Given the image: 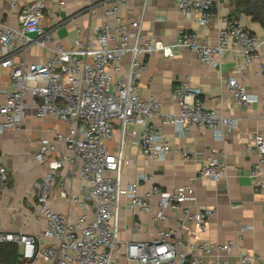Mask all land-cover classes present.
<instances>
[{
	"label": "built area",
	"instance_id": "obj_1",
	"mask_svg": "<svg viewBox=\"0 0 264 264\" xmlns=\"http://www.w3.org/2000/svg\"><path fill=\"white\" fill-rule=\"evenodd\" d=\"M92 1V5L105 6L104 19L85 38L81 37L82 28L75 24L79 35L69 47L62 44L56 33L64 19L48 12L53 23L43 26L46 8L41 0H10L12 7L19 3V24L12 27L0 22V67L8 71L9 77L6 84L0 83V133L19 130L29 109L38 118L50 116L64 122L66 132L54 131L53 139H40L35 159L48 163L55 175L67 164V173L78 176L85 187L82 197L93 201L89 213L69 220L51 208L45 193H39L30 202L27 215L43 219L42 229L39 233H0V243L18 247L16 262L0 264H114L118 256L122 197L128 198L129 207L148 211L147 200L156 195L159 208L153 217L156 221L164 219L165 209L182 206L184 200L195 203L188 185L170 191L151 186L139 195L138 181L149 180L146 175L123 186L122 166L127 162L121 151L124 136L129 133L135 138L144 156L163 160L170 148L164 135L151 126L150 122L156 118L175 126L183 137L193 126L212 130L218 137L237 126L235 119L215 108H207L200 88L193 87L188 78L172 94L178 106L175 113H160V102L153 97H142L137 89L146 68L144 58L155 53L174 59L178 50L186 49L212 67H219L227 52L233 53L235 59L242 58L239 65L243 68L259 60L258 50L264 45V36H254L240 18L213 13L222 1L229 0H171L182 16L199 26L214 24L215 41L211 43L187 28H178L171 42L144 35L142 16L149 0H141V15L135 18L120 14L132 0ZM32 46L44 48L48 52L46 58L28 62L26 57ZM259 65L264 73V64L259 62ZM224 85L237 106L246 107L257 101V96L249 94L243 82L234 76L227 78ZM260 118L264 120V96ZM129 125L134 128L129 130ZM117 131L120 142L113 150L111 142ZM59 143L65 146L66 154H56ZM246 149L256 157L249 172L251 185L254 190H261L264 135H257L246 144ZM180 154L187 157L185 150ZM197 174L213 181L225 178V155L210 153L202 160ZM6 179L7 170L0 159V189L6 187ZM215 212L213 207H204L196 213L184 208L178 228L160 230L150 241L125 242V261L127 264H200L210 259L214 260L211 264H228L226 256L235 241L194 243L181 235L189 222H195L198 232H203ZM251 258L246 252H238L236 264H252Z\"/></svg>",
	"mask_w": 264,
	"mask_h": 264
},
{
	"label": "crops",
	"instance_id": "obj_2",
	"mask_svg": "<svg viewBox=\"0 0 264 264\" xmlns=\"http://www.w3.org/2000/svg\"><path fill=\"white\" fill-rule=\"evenodd\" d=\"M9 1L0 0V22L16 27L19 24V3L12 7ZM41 1L46 8L43 26L49 27L53 23L48 12L65 20L56 32L65 47L71 46L79 35L75 24L82 28L81 37L85 38L91 35L92 27L104 19L105 6L92 5V0ZM141 8V0H132L126 8L120 10V14L135 18L141 15ZM257 11L264 19V12L261 9ZM216 12L222 16L240 18L244 27L254 36H264L261 21L255 19L251 12L237 7L234 0L222 1L220 7L213 10V13ZM178 28L195 30L208 42L215 41L213 23L206 27L199 26L182 16L171 0L148 1L142 16L144 35L171 42ZM47 53L44 48L32 46L26 59L28 62L41 61L46 58ZM258 53L259 60L251 62L245 68L239 65L242 58L235 59L231 52L226 53L219 67L202 62L194 52L186 49L178 50L174 59H166L160 53L144 58L146 68L138 81L137 89L142 97H153L160 102V113L177 112L178 106L172 99V94L181 81L188 78L193 87L200 88L207 108H215L235 119L237 126L232 132H224L222 137L207 128L193 126L183 137L175 126L156 118L150 122L151 126L164 135L170 148L163 160L144 156L135 138L129 133L124 136L121 151L127 162L122 166L123 186L146 175L149 180L138 181L139 195L151 186L170 191L174 187L188 185L192 189L189 195L194 196L195 203L190 199L184 200L182 206L165 209L164 219L156 221L153 220L159 210L156 195L148 198V211L137 206L129 207L128 198L122 197L118 219V256L114 264H127L123 255L125 242L153 240L160 230L178 228L179 217L184 208L196 213L204 207L216 209L206 229L198 232L197 224L189 222L181 234L183 238L194 243L233 240L235 246L226 256L228 264H236L238 252L250 254L252 264H264V188L254 190L251 185L249 172L256 157L246 149V144L257 135H264V120L260 118L264 73L259 65V62L264 64V45L259 48ZM231 76L240 79L249 94L257 96L255 103L246 107L235 105L233 96L224 85V81ZM8 80V71L0 67V83L6 84ZM132 128L134 126L129 125L128 129ZM54 131L66 132L67 125L55 117L38 118L29 109L19 130L0 133V159L7 170L6 187L0 189V233L40 232L44 220L27 215L30 202L39 193H45L51 208L69 220H75L82 213L91 211L93 201L82 197L85 187L78 176L67 173V164L55 175L49 170L48 163H40L35 159L40 139H53ZM119 142L117 131L114 132L111 148L116 150ZM181 150L187 152V157L180 154ZM66 153L65 146L57 144L56 154ZM210 153L225 155L226 175L222 180L213 181L197 174L202 160ZM213 261L209 259L200 264H211Z\"/></svg>",
	"mask_w": 264,
	"mask_h": 264
},
{
	"label": "trees",
	"instance_id": "obj_3",
	"mask_svg": "<svg viewBox=\"0 0 264 264\" xmlns=\"http://www.w3.org/2000/svg\"><path fill=\"white\" fill-rule=\"evenodd\" d=\"M237 7L243 9L246 12H251L255 19L260 20L264 25V19L260 17L258 10L264 12V8L259 0H234ZM18 259L17 246L12 243H0V262L14 263Z\"/></svg>",
	"mask_w": 264,
	"mask_h": 264
},
{
	"label": "water",
	"instance_id": "obj_4",
	"mask_svg": "<svg viewBox=\"0 0 264 264\" xmlns=\"http://www.w3.org/2000/svg\"><path fill=\"white\" fill-rule=\"evenodd\" d=\"M262 6L264 7V0H259Z\"/></svg>",
	"mask_w": 264,
	"mask_h": 264
}]
</instances>
